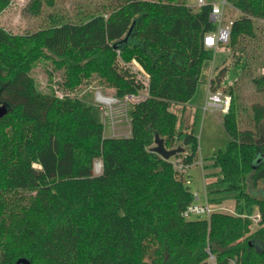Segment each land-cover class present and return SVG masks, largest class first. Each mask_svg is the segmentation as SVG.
<instances>
[{"label":"trees","instance_id":"trees-1","mask_svg":"<svg viewBox=\"0 0 264 264\" xmlns=\"http://www.w3.org/2000/svg\"><path fill=\"white\" fill-rule=\"evenodd\" d=\"M11 1L0 0V16ZM100 1L50 12L23 34L0 26V103L10 108L0 119V264H264V101L254 99L264 97V0H227L239 12L226 44L233 62L208 84L232 96L230 142L203 165L216 211L196 220L183 215L195 202L196 114L174 108L190 103L213 58V6ZM44 4L55 0L28 10L39 15ZM40 63L53 65L43 90ZM130 64L144 68L147 98L134 105L131 135L108 138L84 100L91 81L118 99L138 95L144 82ZM233 65L248 81L224 88ZM156 134L183 152L165 160L152 151ZM228 200L231 212L217 208Z\"/></svg>","mask_w":264,"mask_h":264},{"label":"rangeland","instance_id":"rangeland-1","mask_svg":"<svg viewBox=\"0 0 264 264\" xmlns=\"http://www.w3.org/2000/svg\"><path fill=\"white\" fill-rule=\"evenodd\" d=\"M32 0H12L11 4L4 10L0 16V26L5 28L7 31L13 34H23L27 31H33L41 28L45 25V20L48 13L53 11H60L63 13H69L70 15H75L77 12V7L86 4L87 2H101L100 0H55V6L49 7L44 4L42 11L39 15H35L32 11L28 10ZM207 4L220 3L221 0H206ZM188 4L191 7H196L197 3L195 0H188ZM225 20L227 23H232L235 19L239 17V12L232 6H227L225 9ZM264 25V22H262ZM233 59L230 57V50L226 48V45L219 47L218 49H213V58L208 61L205 77L202 83L199 85L198 90L190 101L194 108L192 110H186L184 107L177 105L174 109L178 115L187 116L190 113H195L196 117H193L195 122V131L199 138V160L189 169V179L191 181V188L194 194H199L203 196L207 183L210 182L205 178L203 165L211 157L220 151H225L229 142L230 137L227 134L223 126L224 114L220 111L217 112H204L203 107L206 101L208 82L211 77L216 73L218 66H224L231 64ZM130 69L136 74V77L144 82V88L139 94L146 95L147 91V74L141 65L130 64ZM45 69L52 70L53 65L51 63H40L38 67L34 70L33 75L39 85L43 90L47 85V75ZM236 71V66L233 65L229 69L225 80L223 82V87L228 88L235 85L237 80L247 83V79H241ZM56 78H59V74L55 73ZM90 90L84 103L92 107V112L97 121L104 125L105 137H129L131 135V112L134 109L133 104H128L127 107L117 106V117L115 119V130H113L111 119L105 116V103L102 101L100 94L104 97H113L114 92L112 89L107 87H101L98 82L91 81L89 86ZM244 94L248 98L250 97V88L247 85L243 86ZM223 93V89L220 90ZM253 99V98H252ZM251 99V100H252ZM255 100L264 101L263 96H255ZM96 173H100L99 163L95 167ZM233 200H228L217 208L224 212H231L233 208ZM256 216V215H255ZM252 219V229L258 228V223ZM198 218L192 217L190 220H196Z\"/></svg>","mask_w":264,"mask_h":264},{"label":"built area","instance_id":"built-area-1","mask_svg":"<svg viewBox=\"0 0 264 264\" xmlns=\"http://www.w3.org/2000/svg\"><path fill=\"white\" fill-rule=\"evenodd\" d=\"M197 3L196 7H202L207 4L206 0H195ZM212 12L210 15L211 21L216 25L217 30L208 35L205 38V45L208 48L218 49L220 46L226 45L230 41L231 37V25L225 20V9L230 6L227 0H221L220 3L212 4ZM148 94V93H147ZM147 94L141 95H127L123 99L115 97H104L100 94L102 101L105 103L104 111L105 116L110 117L113 130H115V119L117 117V106L127 107L128 104H138L147 98ZM232 105V96L222 92H213L210 90L207 93V98L203 107L204 112H217L220 111L226 115L230 112ZM102 169V165L99 163V170ZM216 209L212 207L208 201L207 189L203 196L195 194V202L190 205L184 212V217L190 220L192 217L198 219L210 218ZM254 221L260 223V217L255 216ZM228 264H240L236 260L230 261Z\"/></svg>","mask_w":264,"mask_h":264},{"label":"water","instance_id":"water-1","mask_svg":"<svg viewBox=\"0 0 264 264\" xmlns=\"http://www.w3.org/2000/svg\"><path fill=\"white\" fill-rule=\"evenodd\" d=\"M9 111L10 108L7 105L0 103V119L5 117L9 113ZM183 150L184 149L181 147H178L173 150H168L165 146L164 140L159 136V134L155 135V147L152 149V151L159 154L165 160H170L171 158H174L179 153L183 152ZM16 264H31V263L27 259H20L17 261Z\"/></svg>","mask_w":264,"mask_h":264},{"label":"crops","instance_id":"crops-1","mask_svg":"<svg viewBox=\"0 0 264 264\" xmlns=\"http://www.w3.org/2000/svg\"><path fill=\"white\" fill-rule=\"evenodd\" d=\"M210 79H211V78H210ZM208 91H209V84H208L207 93H208ZM206 98H207V96H206ZM192 108H194V107H193L192 104L190 105V103H188V104L185 106V109H186V110H189V109L192 110ZM192 111H193V110H192ZM115 137H116V136H115ZM256 216H258V215H256Z\"/></svg>","mask_w":264,"mask_h":264}]
</instances>
